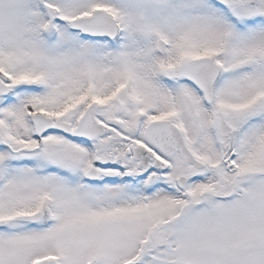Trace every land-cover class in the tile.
<instances>
[{"label":"snow or ice","instance_id":"1","mask_svg":"<svg viewBox=\"0 0 264 264\" xmlns=\"http://www.w3.org/2000/svg\"><path fill=\"white\" fill-rule=\"evenodd\" d=\"M0 264H264V0H0Z\"/></svg>","mask_w":264,"mask_h":264}]
</instances>
